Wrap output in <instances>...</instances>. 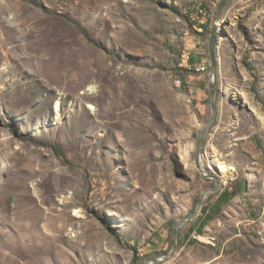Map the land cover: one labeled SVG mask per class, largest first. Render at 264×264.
<instances>
[{
    "label": "rangeland",
    "instance_id": "374dc122",
    "mask_svg": "<svg viewBox=\"0 0 264 264\" xmlns=\"http://www.w3.org/2000/svg\"><path fill=\"white\" fill-rule=\"evenodd\" d=\"M224 1L0 0V264H264V0Z\"/></svg>",
    "mask_w": 264,
    "mask_h": 264
},
{
    "label": "water",
    "instance_id": "95a60500",
    "mask_svg": "<svg viewBox=\"0 0 264 264\" xmlns=\"http://www.w3.org/2000/svg\"><path fill=\"white\" fill-rule=\"evenodd\" d=\"M229 0H225L223 4H226ZM215 30H216V25H214V28H213V32H212V35H211V38H210V45H209V51H210V54H212V44H213V39H214V34H215ZM215 104L213 102V99L211 100V116L209 118V120L207 121V123L205 124V126L203 127V129L201 130V133H200V137L197 141V144H196V147H195V164L197 166H200V154H201V144H202V139L207 131V129L209 128V126L211 125V122L215 116ZM216 186H213L211 188H209L207 191H205L199 198V201H198V204H197V207L195 209V211L193 213H191L190 215H188L187 217H185L183 220H181L176 229H175V235H174V243H173V246H172V249L170 251L169 254L173 253L176 246H177V240H178V237H179V233H180V230L181 228L186 224L188 223L190 220H192L197 214L198 212L200 211L201 209V206H202V201L204 199L205 196H207V194H209L210 192H213V190L215 189ZM169 254H166L163 256V258H166L167 256H169ZM161 258L159 257H153L149 260H147L146 262H144V264H150L151 262H158L160 261Z\"/></svg>",
    "mask_w": 264,
    "mask_h": 264
},
{
    "label": "trees",
    "instance_id": "16d2710c",
    "mask_svg": "<svg viewBox=\"0 0 264 264\" xmlns=\"http://www.w3.org/2000/svg\"><path fill=\"white\" fill-rule=\"evenodd\" d=\"M235 194V192H228V191H224L216 200V205H220L223 202L227 201L228 198ZM209 208L208 207H204L203 208V212H202V216H200V218L198 219V222L196 224V227L193 229H196L198 231V233L201 232L202 228L205 226L206 222L208 221V219L210 218L209 216Z\"/></svg>",
    "mask_w": 264,
    "mask_h": 264
},
{
    "label": "built area",
    "instance_id": "2783aa9c",
    "mask_svg": "<svg viewBox=\"0 0 264 264\" xmlns=\"http://www.w3.org/2000/svg\"><path fill=\"white\" fill-rule=\"evenodd\" d=\"M205 70H208V68L206 67ZM198 72H200L201 70H197Z\"/></svg>",
    "mask_w": 264,
    "mask_h": 264
},
{
    "label": "bare ground",
    "instance_id": "6f19581e",
    "mask_svg": "<svg viewBox=\"0 0 264 264\" xmlns=\"http://www.w3.org/2000/svg\"><path fill=\"white\" fill-rule=\"evenodd\" d=\"M220 39L222 40V37Z\"/></svg>",
    "mask_w": 264,
    "mask_h": 264
}]
</instances>
